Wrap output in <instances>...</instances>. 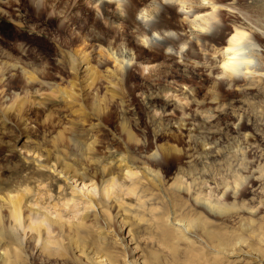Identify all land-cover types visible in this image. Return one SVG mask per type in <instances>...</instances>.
<instances>
[{"label": "clouds", "instance_id": "clouds-1", "mask_svg": "<svg viewBox=\"0 0 264 264\" xmlns=\"http://www.w3.org/2000/svg\"><path fill=\"white\" fill-rule=\"evenodd\" d=\"M0 264H264V0H0Z\"/></svg>", "mask_w": 264, "mask_h": 264}, {"label": "rangeland", "instance_id": "rangeland-1", "mask_svg": "<svg viewBox=\"0 0 264 264\" xmlns=\"http://www.w3.org/2000/svg\"><path fill=\"white\" fill-rule=\"evenodd\" d=\"M85 123H87V121H85Z\"/></svg>", "mask_w": 264, "mask_h": 264}]
</instances>
